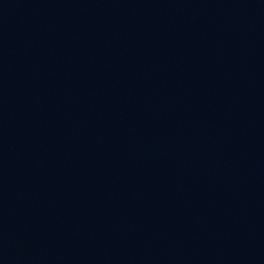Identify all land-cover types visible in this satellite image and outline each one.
<instances>
[{
  "label": "water",
  "instance_id": "1",
  "mask_svg": "<svg viewBox=\"0 0 264 264\" xmlns=\"http://www.w3.org/2000/svg\"><path fill=\"white\" fill-rule=\"evenodd\" d=\"M0 264H264V0H0Z\"/></svg>",
  "mask_w": 264,
  "mask_h": 264
}]
</instances>
